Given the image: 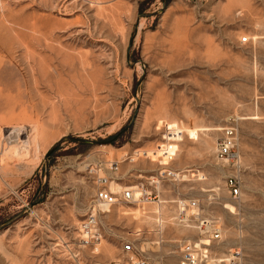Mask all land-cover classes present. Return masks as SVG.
<instances>
[{
    "label": "rangeland",
    "instance_id": "obj_1",
    "mask_svg": "<svg viewBox=\"0 0 264 264\" xmlns=\"http://www.w3.org/2000/svg\"><path fill=\"white\" fill-rule=\"evenodd\" d=\"M0 128L20 130L0 165V264H110L125 242L152 264L189 242L264 264V0H0ZM112 162L113 187L152 199L99 207ZM92 213L97 248L80 243Z\"/></svg>",
    "mask_w": 264,
    "mask_h": 264
},
{
    "label": "built area",
    "instance_id": "obj_2",
    "mask_svg": "<svg viewBox=\"0 0 264 264\" xmlns=\"http://www.w3.org/2000/svg\"><path fill=\"white\" fill-rule=\"evenodd\" d=\"M219 154L222 157H227L229 159L234 160L236 158L237 154L235 151H232L229 145H227L224 141L220 143L219 147ZM110 171L112 172V175L107 178H99V189L96 192V202L98 205H105V206H115L118 203H129V204H136L140 203L142 201H149L152 199V195H149L144 189V186L139 187V193L137 195L134 194V190L132 188H125L122 195H119L113 191H110L109 185L110 180H112L113 176L117 174L119 171V165L114 163L111 167ZM175 178V174L173 175ZM232 182V181H231ZM234 184V183H233ZM232 184V193L233 196H236L239 194L238 187L236 185ZM30 203L24 204L21 207H18V214L19 213H26L31 207ZM20 210V211H19ZM183 215L186 216V210L185 207L180 209V217ZM200 216V214H198ZM199 216H195V219H198ZM205 228H211V240H220L221 238V226L218 225H210L207 227V225L201 224ZM97 218L94 213L92 215L83 221V223L80 225V233L82 234L81 238V245L84 247H96L102 238V234L97 229ZM209 232V231H207ZM139 237V236H137ZM123 257L121 262H112L110 264H149V262L146 259H143L142 257L138 255V248L135 247L134 243L131 242H125V246L122 249ZM130 254H135V258H131ZM179 258L181 260V264H241V250L240 249H232L229 251L226 259H223L221 261H216L214 259H210V257L206 256V252L202 249L201 244H195L189 242V244H186L182 247L180 251Z\"/></svg>",
    "mask_w": 264,
    "mask_h": 264
},
{
    "label": "bare ground",
    "instance_id": "obj_3",
    "mask_svg": "<svg viewBox=\"0 0 264 264\" xmlns=\"http://www.w3.org/2000/svg\"><path fill=\"white\" fill-rule=\"evenodd\" d=\"M51 9V8H50ZM13 129V128H12ZM20 130L19 129H17V128H15L14 130H13V132H10V133H7L6 131H5V129H2V128H0V165H1V161H2V158H3V156H4V154L8 151V147L9 148H11V147H17L18 148V143H17V140L19 139L18 137H19V135H20V132H19ZM226 138V140H228V138H227V136L225 137ZM219 145V147H220V143L218 144ZM7 150V151H6ZM17 150V149H16ZM218 150H219V148H218ZM19 155H20V153H19ZM22 157V156H21ZM232 160V159H231ZM114 163H116V164H118L119 165V163H117V162H112V163H109L110 164V167H112L113 166V164ZM111 169V168H110ZM112 175V172L111 173H109L108 174V176L107 177H109V176H111ZM107 177H101V178H107ZM111 182H110V185H109V190L110 191H113V192H115V193H117V194H119V195H122V193H123V191H124V189L123 190H118V189H116L115 187H113L112 185H113V183H117L116 181H115V179H114V176H113V178H112V180H110ZM155 183H157V182H155ZM111 186H112V189H111ZM114 188V189H113ZM133 189V188H132ZM144 189H145V187H144ZM117 190V191H116ZM134 190V189H133ZM139 189L138 190H134V194L135 195H137L138 193H139ZM97 192V191H96ZM147 193H149V195H151L152 193L151 192H147ZM95 195H96V193H95ZM146 202H149V201H142V202H140V203H146ZM125 203V202H124ZM124 203H118L117 205H120V204H124ZM140 203H136V205H140ZM98 204V203H97ZM186 203H179V205H178V207H177V219H181L182 220V217H185V215H183L182 217H180V209H182L183 207H185L186 208V206L187 207H191L193 210H200L199 209V206H198V204L196 203V202H188V205L186 204ZM117 205H115V206H117ZM99 207H101L102 209H104L105 211H108L111 207L108 205V206H105V205H98ZM31 208H32V206H30ZM112 207H114V206H112ZM199 216V215H198ZM82 224V223H81ZM97 227V229L100 231V233L102 234V238H101V240H100V243L96 246V248L98 247V246H100L101 245V242L103 241V233H102V231H101V229L98 227V225L96 226ZM80 228V227H79ZM79 232H80V229H79ZM80 243H81V238H82V234L80 233ZM131 243H133V242H131ZM134 245H135V247H137L136 246V244L134 243ZM138 248V247H137ZM239 249V248H238ZM130 257L131 258H135L136 257V255L135 254H130ZM141 258V257H140ZM121 261H123V260H121ZM121 261H119V262H121ZM149 262V264H152L150 261H148ZM179 264H181V260L179 261Z\"/></svg>",
    "mask_w": 264,
    "mask_h": 264
}]
</instances>
